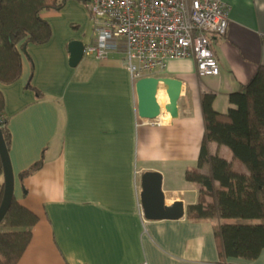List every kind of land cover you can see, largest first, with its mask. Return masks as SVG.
<instances>
[{
    "label": "crops",
    "instance_id": "obj_1",
    "mask_svg": "<svg viewBox=\"0 0 264 264\" xmlns=\"http://www.w3.org/2000/svg\"><path fill=\"white\" fill-rule=\"evenodd\" d=\"M225 2L227 32L212 39L219 75L200 78L191 59L168 61L152 77L181 82L177 116L171 118L158 100L155 121L138 117L135 83L121 55L101 62L83 58L69 67L68 44H84L92 36L84 6L70 2L40 14L51 29L49 42L27 47L20 79L0 85L13 197L37 218L18 264H264V250L254 261H222L216 222L186 216L200 190L186 181V172H209L207 165L198 168L205 132L202 96L213 95V110L226 114L234 108L229 95L264 66V0ZM209 153L247 174L226 147L211 143ZM40 160L41 168L21 182L20 173ZM146 172L161 176L166 206L183 203V218L142 216Z\"/></svg>",
    "mask_w": 264,
    "mask_h": 264
},
{
    "label": "trees",
    "instance_id": "obj_2",
    "mask_svg": "<svg viewBox=\"0 0 264 264\" xmlns=\"http://www.w3.org/2000/svg\"><path fill=\"white\" fill-rule=\"evenodd\" d=\"M84 6L86 0H0V85L17 82L22 73V56L29 46L49 42L51 29L40 14L58 11L67 3ZM28 89L34 90L30 84ZM234 108L219 114L212 108L213 95L201 98L204 137L198 168L207 165V175L187 171V182L200 187L198 201L187 208L191 221H214V236L222 261L229 258L256 260L264 250V66L238 92L229 95ZM4 97L0 92V130L7 151L10 135L4 118ZM224 146L247 174L234 170L221 157L211 156L209 145ZM40 160L19 175L22 182L38 171ZM4 190L0 160V204ZM236 220V224H222ZM37 218L15 199L0 223V264H18L31 239Z\"/></svg>",
    "mask_w": 264,
    "mask_h": 264
},
{
    "label": "built area",
    "instance_id": "obj_3",
    "mask_svg": "<svg viewBox=\"0 0 264 264\" xmlns=\"http://www.w3.org/2000/svg\"><path fill=\"white\" fill-rule=\"evenodd\" d=\"M84 7L92 36L83 58L119 54L134 83L177 59L193 60L200 78L219 75L212 39L227 32L225 0H86Z\"/></svg>",
    "mask_w": 264,
    "mask_h": 264
},
{
    "label": "water",
    "instance_id": "obj_4",
    "mask_svg": "<svg viewBox=\"0 0 264 264\" xmlns=\"http://www.w3.org/2000/svg\"><path fill=\"white\" fill-rule=\"evenodd\" d=\"M68 65L76 68L83 60V43L71 41L67 46ZM164 88H159V85ZM181 92V82L170 78L145 77L135 83L138 117L146 121H155L160 117L159 97L163 99L165 111L171 118L177 116V103ZM0 160L3 170V196L0 204V223L5 217L13 197L14 178L2 132L0 130ZM162 178L158 173L146 172L141 176L140 206L146 220H179L185 215L182 202H175L170 206L164 204L161 191Z\"/></svg>",
    "mask_w": 264,
    "mask_h": 264
},
{
    "label": "bare ground",
    "instance_id": "obj_5",
    "mask_svg": "<svg viewBox=\"0 0 264 264\" xmlns=\"http://www.w3.org/2000/svg\"><path fill=\"white\" fill-rule=\"evenodd\" d=\"M159 100H160V104L162 105V100H163V99L161 98V96L159 97Z\"/></svg>",
    "mask_w": 264,
    "mask_h": 264
},
{
    "label": "rangeland",
    "instance_id": "obj_6",
    "mask_svg": "<svg viewBox=\"0 0 264 264\" xmlns=\"http://www.w3.org/2000/svg\"><path fill=\"white\" fill-rule=\"evenodd\" d=\"M84 6H85V5H84ZM89 39H90V38H89ZM89 39H88V40H89ZM88 40H87L85 43H87V42H88Z\"/></svg>",
    "mask_w": 264,
    "mask_h": 264
}]
</instances>
